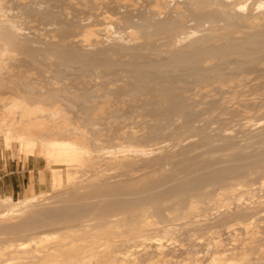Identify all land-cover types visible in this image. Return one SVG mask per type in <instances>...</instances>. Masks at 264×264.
Wrapping results in <instances>:
<instances>
[{
  "label": "rangeland",
  "instance_id": "obj_1",
  "mask_svg": "<svg viewBox=\"0 0 264 264\" xmlns=\"http://www.w3.org/2000/svg\"><path fill=\"white\" fill-rule=\"evenodd\" d=\"M118 1L123 3V0H0V10L6 7L10 9L0 19L17 24L22 35L27 40H31L32 46L36 48H39L41 43V46L44 45L46 48L55 43H57L56 47L64 44L65 48H68L69 44L66 45L71 41L70 48L80 52L84 46L75 41L77 38L79 40L78 32L81 33L82 27L101 22L105 15L110 16L113 22L109 24L108 29L102 26L103 30L97 32L99 41L95 44H98V48L94 47V43L90 44V47L93 45L95 48L93 51L105 49L104 58L108 57L110 58L108 60L115 63L110 70L96 67L84 72L69 66V69L76 70L71 72V69V71L67 69L68 66H59V72L54 73L28 64L27 59L16 52L11 53L12 57L4 58V65L0 67V87L2 88L0 93L3 92L4 97L8 91L10 92V78L18 77L24 81L21 82L22 84L26 82L27 85H34L33 87H37L34 90L37 91L43 88V91L49 92L55 87L56 89L67 87L65 90H71L72 86V89H75L72 91L76 92L78 88L80 90L91 88L96 90V97L92 104L95 107H102V113L97 111L91 114V123L87 125L79 119L80 114L75 106V100L71 98L67 103L69 106L74 104L72 107L66 105L64 101H55L56 104H54L60 108V114L47 118L41 115L43 119L45 118L44 120L47 119V125L44 123L41 128L31 126L32 132L36 135H44L41 136L44 138L49 137L48 134H50L51 137L60 140L65 138L69 142L72 139L80 151H84L83 154L80 152V157L78 156V159L80 158L78 161L82 159L81 164L75 162L70 167L60 166L63 173L68 168V173L73 175V180L69 183L64 181L60 187L56 186L57 188L52 185L51 168L59 166L49 164L38 149H35L31 156H26L24 151L17 148L18 144L12 138L5 147L1 139L3 135L0 134L2 159L31 158L41 169L40 190L37 189L19 197L8 196L13 201L33 196L35 200L29 207L27 206L28 208H23V211L21 209L18 213L15 212L16 214L12 213L0 218V264H42L41 260L38 261L39 257L30 258V256L35 253L39 255L37 251L46 246H55L58 238L68 239L66 241L71 242L72 250L80 248L79 251H83L87 247L85 251L94 252L98 256L103 254L101 253L103 250L104 253L105 251L108 253L107 255L119 252L117 254L119 257L117 255L116 257L122 256L120 260H125L121 254L128 251L129 258L132 260L127 259L128 256L125 257L127 264H132L133 259L135 261L138 255L140 257L135 264H147V261L148 264H157L154 260L149 262L157 246L156 241L153 243L156 238L165 248L164 252L168 255L166 257L170 259L167 262H159L160 264H179L181 260L183 262L187 258L191 261L190 264H194L196 259L201 262L199 264H206L205 254L212 252L214 248L211 241L217 239L224 243L225 246L221 243L224 246L222 249H225L228 254L233 251L232 255L226 256L230 264H264V253H262L264 252V121H260L264 118V69L257 70L251 75L249 69V72L246 71L243 74L245 76L243 79L248 76L246 81L242 79L241 82L233 80L220 83H215L213 81L215 79L209 77L213 73L208 75L207 80L212 79L210 81L199 76L195 78V73L185 76L181 74L183 78L181 79L182 71L179 69V73L178 68L175 69V73L174 70L171 71L179 75L167 78L168 80L171 78L169 81L165 79L172 72L162 69L161 73L163 72L164 76L166 74V77L161 79V83L158 79L163 75L159 74L160 70L158 73L155 70H149L145 73L152 74L154 71L157 73L152 74H156L154 81L149 76L153 83L148 81L149 77H146L147 79H143L145 84L140 82L139 85L132 86L131 77L134 69L130 65L126 66V62L135 61L136 57L140 60L143 56L141 62L151 60L147 63L158 64L156 62L160 63L165 55L167 59L169 54L162 53L164 56L159 54L158 56L162 55V60L158 59V56L154 58L148 51L144 52L146 48L139 49L141 52L139 57L138 55L134 57L133 49L127 50L128 52L130 50L131 55L125 51L121 54L118 52L112 54L115 51H111L114 48L110 47L115 42L124 44L123 40L116 38L119 37L118 33L123 28L121 14L129 11L135 15L138 9L146 5L148 1L152 4L151 0H126L127 4L123 5V8L118 6L119 9H117L115 2ZM168 1L165 0L166 5ZM174 1L178 3L179 0L169 2L171 6L168 5L167 9L170 11L166 10V13L169 14L172 11V5L176 3ZM183 2H181L182 10H184ZM34 10L45 11L46 15L44 17L35 15ZM74 31L78 33H75L77 36L73 34ZM196 36L198 34L189 38ZM34 40H39L41 43ZM73 40L75 44H72ZM141 41L143 40H139ZM161 41L164 43L166 40ZM161 41L158 44L162 45ZM34 43H36L35 46ZM37 43L39 47L36 46ZM76 44L78 49H74L77 47ZM125 44L130 43L125 42ZM125 44L124 46L128 48ZM166 45H169L167 41L158 48L163 49V46L167 48ZM52 46L55 47V45ZM60 47L62 48V45ZM88 47L89 45L86 46L85 51L93 52L92 47H89L90 49ZM129 47L133 48L132 45ZM89 50L91 51L88 52ZM86 52L84 53L87 55ZM53 61L58 62L54 58ZM138 61L139 64L140 61ZM225 72L226 79H229L227 77L231 74ZM188 75L194 78L189 79ZM26 88L29 90L32 87ZM0 103V106L4 105L3 100H0ZM257 109L262 110L261 114H257L259 112ZM246 111L250 113L248 125L244 124L246 116L248 117V114L244 113ZM4 115L9 116L0 114L2 123L9 121ZM2 118L5 119L4 122ZM45 126L55 127L56 130L53 133L56 134L51 135L52 132L50 133L49 128H44ZM129 149L131 152H128ZM137 149L139 152L141 149L146 153L139 155ZM123 154L129 157L128 159H131L135 166L122 167L114 161L113 157L121 158ZM238 184L242 189H239ZM231 188L236 189L227 193L226 191ZM221 191L226 192L225 197L218 198L216 195ZM5 197L0 195V200H5ZM189 201H193L196 209L188 211ZM254 208L257 209L254 210ZM144 216L152 224L160 223L159 227L147 230L146 233L142 231L140 228L143 222L140 220H144ZM253 219V228H251L254 234L248 233L250 235L246 236L242 224L239 223H247ZM135 232L143 236L142 239L145 237L148 240L143 241L144 243L141 239L137 241L139 239L136 240L133 235ZM207 233H210V236ZM74 240L76 243H72ZM84 240H90V242L93 240V242L90 245V242L85 243ZM103 241H106L105 244ZM77 242L79 245H76ZM80 244L83 246L81 247ZM118 247L119 250H117ZM88 248H94V251L91 249L89 251ZM206 249L211 251L209 250L208 253ZM221 251L220 249L217 252ZM70 252L68 250L67 254L70 255ZM71 253L74 255H70L72 257L70 263H74L77 252Z\"/></svg>",
  "mask_w": 264,
  "mask_h": 264
},
{
  "label": "bare ground",
  "instance_id": "obj_2",
  "mask_svg": "<svg viewBox=\"0 0 264 264\" xmlns=\"http://www.w3.org/2000/svg\"><path fill=\"white\" fill-rule=\"evenodd\" d=\"M125 1L126 0H123L122 1L123 3H121V1L115 2L117 9H119L118 6L119 7L122 6L121 8H123V5L127 4V2H125ZM171 1H168V3L167 2L166 3L171 6V4L169 3ZM180 1L181 2L184 1L183 2L184 10H182V8H181L182 3ZM183 1L179 0L178 3L176 1H174L176 3H173L175 5L174 6L172 5V7H173L172 11L169 14L165 12L166 10L170 11V9L169 10L167 9V7H169V6L165 4V0H151L150 2L152 4H149L148 3L149 1H148L147 2L148 6H147V3L145 2L146 3V5H144L145 8L143 6L142 8H140L141 10L138 9V13L135 15H133L129 11H126L123 14H121L120 20H121V23L123 24V28L120 32L117 31V32H119L118 33L119 37H116V38H118L119 40L120 39L123 40L124 44H125V42L130 43V44H125L128 47V48H126L124 46V44L120 45V44H117L115 42L112 45L113 47L112 46L110 47L111 49L112 48L115 49V50L114 49L111 50V51H115L112 54H115V53L117 54V52H118V54L119 53L121 54L123 51L128 52L127 51L128 49H130V50L133 49V52H135V54L132 51L131 52L133 53L134 57H136L137 55L139 57V56H141V52L139 50L140 48H146L145 49L146 51H144V50L143 51L144 52L148 51L151 55L154 56V58H156L155 56H158L159 54H162V53H164V54L167 53V55L169 54L167 59H166L167 56L166 55L164 56L162 54L164 56L163 60H162V55L158 56L157 58L158 59L161 58L160 60H162V61H160V63L156 62L158 64H155V63L152 64V62L147 63L149 60H147L146 62H141V61H143L142 60L143 56L140 58L141 61L138 58V60L141 63L137 60V57H136V60H135V58H132L136 62L133 60L126 62L125 63L126 66L130 65L134 69V72H133L132 77H131L133 79L132 86L133 85L137 86V85H139L140 82L141 83L144 82V84H145V81H144L145 78L150 76L153 79L154 76L159 72V70H160L159 74L160 75L163 74V75H161L162 78L159 77L160 76L159 74H158L159 78L157 76H156V78L160 79L159 81L161 82V79H164L166 77V74L164 76V73L163 72L161 73L162 69H167L166 72L167 71L172 72L171 70H174L173 72L175 73V69L178 68V70L180 69L182 71V73H180V70H179L181 79H183L181 74L185 76L187 74L194 75V73H195V76H194L195 78H196V76L197 77L199 76V77H202L204 79L206 78V80H207V78L211 77V78L215 79V80H213L215 83L216 82L220 83V82H224V81H233V80H236V82H241L242 79L245 77L243 74L246 71H248L249 69H250L249 70L250 75L252 73L256 72L257 70L264 69V0H183ZM120 4H122V5H120ZM135 6L136 5H134V7ZM2 9L0 10V17L5 16L6 13L8 12V10L10 11L9 7L4 8L3 10ZM12 10H14V9H12ZM44 12L43 11L38 12V11L34 10V13H36L35 15L38 14V16L40 15L41 17H44L46 15ZM161 15L162 16L164 15L165 17L164 16L160 17ZM88 18L91 20V16H89ZM10 21H12V20H10ZM101 22H96L95 24H89L88 23L89 25H86L84 27L80 26V27H82L81 33H80V31L78 32V30H80V28L78 26L79 29L76 31L79 33L80 38H79V40L77 38L78 41L73 40V42L75 41L76 43L78 42L80 45H83L84 47L79 45L80 47H83V48H81V49H83L82 51L86 52L85 51L86 46L89 45V47H90V44H93V43H94V47L98 48L97 47L98 44L97 45L95 44V43H98V41H99V36L97 35V32H99L100 30H103L102 26H105L106 27L105 29L107 30L108 29L107 27L110 26L109 24H111L113 22V20L111 19L110 16L105 15L104 17H102ZM13 23H11V22L7 23V20L0 19V67L2 65H4L3 64L4 58H6V56L7 57L11 56L13 54L12 52H16V53L23 55L27 59L28 64H32L38 68L48 69L54 73L59 72V70H58L59 66H65V67L68 66L67 69H69V66H71V68H72V66H74L73 68H76V70L79 69V70H82L84 72L92 70L96 67H101L103 70H110L115 66V63L112 60L111 61L108 60L110 58H108V57H106L107 59L104 58V52L103 51L105 49L101 48L102 49L101 51H100V49H98L97 51L95 50L96 51L95 52V51H93L95 49L93 47V45L91 46L93 49L90 47L93 52H91V53L86 52L87 55L84 52H82L80 49L79 50H80V52H82V54L80 52L70 48V45H71L70 42L71 41L68 42V40L66 41V42H68L66 46H68V44H69L68 48L67 47L65 48L64 44H60V42H59V44H60V46L62 45V48L60 46H57L58 47L57 48L56 47L57 43H55V44L50 43L51 46L55 45V47L54 46L51 47L49 44L46 43L47 45H49V47L47 46V48H46V46H44V45L41 46L42 43L39 40H37V41L34 40V41L35 42L39 41V43H41L40 44L41 48L39 47L38 43L36 46H38L39 48L33 47L32 46L33 42L31 44V40H27L26 37L24 35H22L23 33H21L19 31L21 29L17 26V24H13ZM67 28L68 27H66V29ZM74 28H77V27H74ZM106 30H104V31H106ZM109 30H111V29H109ZM76 31H74L73 34H75ZM117 32H116V34H117ZM78 33H76V34H78ZM113 33H115V32H113ZM197 34H198V36L192 37V39L189 38L190 36L197 35ZM75 35H74V37L77 36V35L76 36ZM100 35H102V34H100ZM71 37H73V36H71ZM163 39H164V41L166 40L169 45L165 46V47L168 46L167 48H164V46H163V49H161V48L159 49L158 46H162L166 43V41L164 43L161 41ZM186 39H187V42H186ZM106 40H107V38H106ZM139 40H143V41L139 42ZM160 41L163 43L162 45L158 44V43H160ZM183 41H185V42L182 43ZM61 42H64V41L61 40ZM75 42L72 44H75ZM100 43L101 42H99V44ZM112 43H110V44H112ZM35 44L36 43H34V46H35ZM104 45H105V43H104ZM106 45H107V43H106ZM128 45L129 46L132 45L133 48H130ZM72 47L74 48V45ZM78 48L79 47L77 45V47L74 49H78ZM99 48H100V46H99ZM91 50H89L88 52H90ZM130 50L128 52L129 54H130ZM108 51L111 52L110 50H108ZM141 51H142V49H141ZM83 53H84V55H83ZM149 53H147V54H149ZM133 55H132V57H133ZM143 55H144V53H143ZM105 56H107V55H105ZM52 57L54 59H57L58 62H54ZM146 57H147V55H146ZM147 58H149V57H147ZM5 60H7V59H5ZM137 61L139 62V64L137 63ZM8 62L10 63L11 60ZM69 70H67V71H69ZM76 70L74 69L71 72L76 71ZM149 70H155V71H157V73L154 71V73H156L155 75H152V74H154L153 72H152V74L150 72H149L150 74H146L145 72L147 71V73H148ZM163 71H165V70H163ZM142 72H144V73H142ZM173 72H172V74H173ZM224 72L231 74V75L226 74V75H228L227 78H229V79H226ZM179 73H177L176 75L178 76ZM209 73H213V74L208 77ZM172 74H169L165 80H168L167 78H169V77L172 78V77L176 76L175 74H173V75ZM190 75H188V76H190ZM232 75H233V77H232ZM11 76H13V75H11ZM16 77H18V76H16ZM150 77L148 78L149 79L148 81L152 82V79H150ZM192 77L190 76L189 79H191ZM247 77H246V79H247ZM13 78H15V77H13ZM18 78L17 79H11L10 78V81H9L10 92L8 91L10 94L7 92L8 94L6 93V96L4 97L5 94H3V92H1L2 94L0 93L1 96L3 95L2 98L0 96V100H3V102H4L3 103L4 105L2 104L3 106H0L1 107L0 108V114L9 115L8 116L9 118L6 115H4V117L6 116V119L9 120L8 122L7 121L4 122V120H5L4 118H2L4 123H2V121L0 122V134L3 135V138H1L3 145H5V147H6V144H8L9 140H11V138H12L13 140H15L14 142H17V144H18L17 148L19 150L24 151V153L27 154L26 156H31L35 152L34 150L38 149L45 156L46 161L49 164H55V166L56 165L59 166L57 168H51V170H52L51 176H53V178H52L53 179V184H52L53 187H56V186L60 187L64 181H66L68 183L72 182L73 175L71 176L68 173V170H67L68 168L65 169V173H63L60 166H66V167L69 166L70 167V166H72V164H75V162L80 163V161L82 159L80 161H78L80 159V158L78 159V156L80 155V152L83 154L84 151H80L78 146H76V143L72 142V139H70L71 141L69 142L68 139H67V141L65 138H64V140H60V139L51 137L50 134H48L49 137L47 136L44 138L41 137L44 135H40V136L36 135V134H34L35 132L34 133L32 132L31 126H39L41 128V126H44V123H46L45 125H47V122H46L47 119L44 120L45 118H47L49 116L52 117L53 115H55V114L57 115L58 113L60 114V111H59L60 108H59V106L57 107L55 105L56 104L55 101H59V102L64 101L65 104L68 105L67 101H68V99L71 100V98H72V100L73 99L75 100V103H76L75 106L78 108V114H80L79 119H82L83 122L88 125L89 123H91V119H90L91 114L93 115L97 111H100L99 113H102L101 112L102 107H95L92 104L93 100H95V97H96V90L91 89V88H83L82 90H80V88H78L80 90V92H79V90L74 92L75 89H72L73 88L72 86L70 87L71 90L70 89L65 90V88H67V87H64V89L63 88H61V89L57 88L56 89V87L53 85L55 87V89L52 88L53 89L52 90L51 88H49V89H51V90L48 89L49 92H46L47 90L43 91L42 90L43 88L41 89V91L40 90L37 91L36 89H35L36 90L35 91L34 88H37V87H33L34 85L33 86L29 85V84L27 85V84H25L26 82L23 83V84H25V85H23L21 82H24V81L23 80L21 81ZM26 79H28V78H26ZM184 79H186V78H184ZM204 79H202V80H204ZM246 79H243V80L246 81ZM210 80H212V79H209L207 81H210ZM250 80H254V79L250 78ZM19 81H20V83H19ZM153 81H154V79H153ZM251 82L252 81H250V83ZM26 85L32 87L33 89L31 88L28 90L26 88L27 87ZM65 86H67V85H65ZM158 88H159V86H158ZM0 89H2V88L0 87ZM72 90H74V91H72ZM124 90H126V88ZM118 91L120 92V88H118ZM128 94H129V92H128ZM164 95H163V97H164ZM159 96H161V95H159ZM165 99L166 98L164 97V100ZM69 102H71V101H69ZM47 103H49L50 106H48L49 104H47ZM52 103H53V106L51 107ZM223 103H224V101H223ZM0 105H1V103H0ZM72 106H69V107H72ZM166 110H168V109H166ZM258 111L259 112H257V114H261L262 110L260 111V109H259ZM244 113L248 114V117L246 116V118H245L246 121L244 120L245 121L244 124L248 125V123L250 122V118H249L250 113L247 111ZM42 114H43V116H46L44 119H43V116H41ZM44 114H46V115H44ZM260 121L261 122L264 121V118H261ZM261 122H260V124H261ZM245 125H243V126H245ZM44 128L47 129L49 127L45 126ZM51 128L53 130H51ZM51 128H49L50 133L55 132L54 130H56V128L55 127H51ZM36 131H38V130H36ZM52 133H51V135L56 134V133H53V134ZM139 150H140V152L137 149V151L140 153L139 155H141V154L144 155L146 153V151H143L141 149H139ZM129 151H130V149L128 150V152ZM149 151H150V149H149ZM118 152H120V151H118ZM119 157H113V159H114V161H116V163L118 165H120L122 167L135 164V163L133 164L132 163L133 161L131 159H128L129 157L127 158L125 156V154H123V156L121 158H119ZM132 158H134V157H132ZM239 186L240 185L238 184V187ZM235 189L236 188H231L230 190H227L226 192L227 193L230 191L233 192ZM239 189H242V188L239 187ZM224 191L218 192L216 196L218 198L222 197V196L225 197L226 192L224 193ZM34 200H35V196L26 197V198H23L22 200H19V201H13L11 197H5V200H3V199L0 200V218H3L5 216H8L9 214H12L15 212L18 213V211L21 209H22L21 211H23V208H25L27 206L29 207L34 202ZM193 204H194L193 201H191L189 203L188 211H192L193 209H196V206ZM257 206H258V204H257ZM250 209L252 210L251 206H250ZM256 209L254 208V210H256ZM246 211H247V207H246ZM144 217H145V219L143 218L144 220H140L141 222H143V225L140 224L141 225L140 229H142V231H144L146 233L147 230H151L154 228L156 229L159 227L158 224H160V223L152 224V222H149L147 220L146 216H144ZM243 221H244V219H243ZM253 223H254V219L250 220L247 223L246 222H240L239 223V224H242V226L246 232L244 235L249 236L250 234H254L253 233L254 230L252 229ZM161 226H162V224H161ZM136 232L133 235H135L136 240L139 239L137 241H140V239L142 242L148 240V239L146 240L145 237H144V239H142L143 236L142 237L139 236L140 233L137 232V233H139V234H137ZM68 233L69 232H67V234ZM212 233H214V232L212 231ZM248 233H250V234H248ZM145 236H147V235H145ZM213 236H215V234ZM151 239H149V241L152 242ZM66 240H68V239H62V238L59 239L58 238L55 246H53V245L52 246L50 245V247L46 246L44 249L42 248V250L37 251L41 255L40 254L36 255L37 253H35V254L31 255L32 257L30 256V258H35V257L38 258L39 257L38 258L39 260L37 258L36 259L38 261L41 260L42 264H74V263L75 264H127V262H128L127 259L132 260V258H129L130 256L127 253L128 251L127 252L125 251L126 253L123 252V254H121L124 256V259L126 260L125 261L123 259L120 260V258L122 256L120 258L116 257V255L119 253L118 251H116V252H118L117 254H114L115 252H113V254H110V255H107L108 253L105 251V253H106V255H105L104 250H103V252L101 250H99L104 255L102 254L101 256H98L94 252H88V250L85 251L87 247H85V250H83L84 249V247H83V249H82L83 251H81V250L79 251L80 248H78L76 250L75 249L72 250L71 242L70 241L67 242ZM86 241H85V243H86ZM153 241H154L153 243H155V241L157 242V244H156L157 246L155 247L154 252L150 256L151 258H150L149 262L153 261V260L155 263L157 262V264L159 262L160 263L161 262H167V260L169 258L166 257L168 255L166 252H164L165 248L162 246V244L160 243V241L157 238ZM220 241L217 239L216 240L214 239V241H211L212 246H213L212 248H214L213 249L214 251L212 250L211 253L208 252L210 249L207 250L208 249L207 247L210 246L209 244L211 242H209V244H208L209 246L205 247V248H207L206 250L209 253V254H205L207 257L206 264H230L231 263L230 261H228V258L226 256L232 255L233 251H232V253L228 254L225 249H222V247H224L225 245H224V243H222V241L221 242ZM73 242L76 243V240L72 241V243ZM78 242L76 245H79ZM80 242H81V240H80ZM87 242H90V240H88ZM92 242H93V240H92ZM92 242H90V245ZM105 242H104V244H105ZM135 242L136 241H134V243ZM206 243H207V241H206ZM221 243L224 246H222ZM88 245H89V243H88ZM204 245H205V243H204ZM261 245H262V243H261ZM82 246L83 245H81V247ZM96 246H97V244H96ZM104 246H106V245H104ZM111 246H112V244H111ZM76 248H77V246H76ZM91 248H88L89 251ZM94 248L98 249V247H94ZM108 248H110V247H108ZM260 248H261V246H260ZM93 249H91V250H93ZM220 249L222 251L217 252ZM68 250L71 252L74 251V253L77 252L74 256L75 257L74 263H70V259H72V257L70 255H72L73 253L70 252V255H68L67 254ZM117 250H119V247ZM120 250H122V249H120ZM131 250H133V249H131ZM108 252L111 253L112 251H108ZM120 253H122V252H120ZM262 253H264V252H262ZM131 255H133V254H131ZM189 255H190V253H189ZM127 256H128V258H127ZM138 256L140 257V255H138ZM74 257H73V260H74ZM225 257L227 259H225ZM133 258H134V256H133ZM138 258H136V260H138ZM142 258H143V256H142ZM115 259H119V260L117 261ZM73 260H72V262H73ZM141 260L142 259H140V261ZM144 260H146V259L144 258L143 261ZM99 261H102V262H99ZM135 261L133 259L132 264H135L138 262V261H136V262ZM144 262H141V263H144ZM190 262L191 261H189V259L187 258V260H184L183 262L181 260V262L179 264H190ZM199 263H201V262L198 261V259H196V261L194 262V264H199ZM147 264H148V261H147Z\"/></svg>",
  "mask_w": 264,
  "mask_h": 264
},
{
  "label": "crops",
  "instance_id": "obj_3",
  "mask_svg": "<svg viewBox=\"0 0 264 264\" xmlns=\"http://www.w3.org/2000/svg\"><path fill=\"white\" fill-rule=\"evenodd\" d=\"M41 169L31 158L2 159L0 157V195L19 197L40 190Z\"/></svg>",
  "mask_w": 264,
  "mask_h": 264
}]
</instances>
